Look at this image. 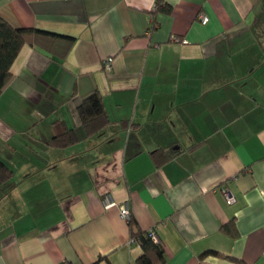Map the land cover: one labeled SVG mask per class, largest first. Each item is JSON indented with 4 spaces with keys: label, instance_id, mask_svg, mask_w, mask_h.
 Returning <instances> with one entry per match:
<instances>
[{
    "label": "crops",
    "instance_id": "crops-1",
    "mask_svg": "<svg viewBox=\"0 0 264 264\" xmlns=\"http://www.w3.org/2000/svg\"><path fill=\"white\" fill-rule=\"evenodd\" d=\"M0 18L56 36L0 94V264H136L123 203L164 264H264V0H0ZM94 91L110 124L85 135Z\"/></svg>",
    "mask_w": 264,
    "mask_h": 264
},
{
    "label": "trees",
    "instance_id": "trees-1",
    "mask_svg": "<svg viewBox=\"0 0 264 264\" xmlns=\"http://www.w3.org/2000/svg\"><path fill=\"white\" fill-rule=\"evenodd\" d=\"M157 11L169 13L171 10L169 6L164 5L162 2H158ZM51 36L56 38L55 35L39 32L34 29L14 28L0 18V94L10 79L11 66L22 47L26 44H38L41 38ZM67 40L70 44L72 43V39ZM77 112L85 135H92L100 132L110 124L107 114L104 111L102 98L97 91H94L81 101L77 107ZM76 140L73 131L64 129L54 138L53 143L58 147H64L74 143ZM4 171H6V169L0 163V173ZM127 224L130 238L134 243H137L142 250L141 256L136 260V264H164L166 262V255L160 242H154L148 235V231L140 230L132 217H130ZM220 231L225 235L232 236L229 224L222 226ZM209 256L240 262L229 257H223L213 251H206L202 253L199 258L204 259ZM106 260V257H99L93 264H101Z\"/></svg>",
    "mask_w": 264,
    "mask_h": 264
},
{
    "label": "built area",
    "instance_id": "built-area-1",
    "mask_svg": "<svg viewBox=\"0 0 264 264\" xmlns=\"http://www.w3.org/2000/svg\"><path fill=\"white\" fill-rule=\"evenodd\" d=\"M199 19H200L201 23H203V24H205L207 22V17H205L204 15H200ZM172 41L178 42L179 40L176 37H172ZM103 70L106 72H109L112 70V58L111 57H108L103 61ZM220 192L224 196L227 204L233 203V201H234L233 196L225 188L221 189ZM115 205H116V203L111 201L108 197H106V199L104 200V208L105 209L111 208ZM119 207H120L121 218L128 223L131 215H130V211H129L127 203H123ZM148 235L150 236V238L154 242H156V243L159 242V240L157 239L153 229L148 231ZM131 243H134V241L132 239H131Z\"/></svg>",
    "mask_w": 264,
    "mask_h": 264
}]
</instances>
